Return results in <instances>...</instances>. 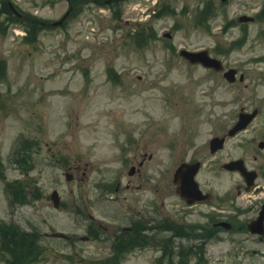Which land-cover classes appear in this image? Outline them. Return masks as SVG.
I'll use <instances>...</instances> for the list:
<instances>
[{"label":"rangeland","instance_id":"obj_1","mask_svg":"<svg viewBox=\"0 0 264 264\" xmlns=\"http://www.w3.org/2000/svg\"><path fill=\"white\" fill-rule=\"evenodd\" d=\"M12 1L25 15L31 13L44 20L57 21L66 11V3L62 0ZM126 1L122 4L125 13L121 20H115L111 15L93 14L98 32L90 36V40L85 39L88 30L76 32L78 22L82 24L80 29L84 27L81 22L83 14L69 21L66 29L54 27L38 32L37 40L31 43L26 41V36H17L12 30L15 27L25 32V27L18 28L6 16L2 17L4 26H9L5 34L0 33V59L6 60L3 62L5 79L0 80V159L5 175V179H0V222L16 223L26 230L60 231L76 237L85 234L83 227L76 226L73 205L80 204V188L77 190L75 183H68L61 166L56 165V158L69 155L71 151L66 149L67 153H59L60 157L47 153L55 140L69 138L71 132L75 136L88 137V145L92 149L89 153L87 150V160L97 164L99 169L92 175V181L104 179L112 183L122 176L123 184L132 181L137 188L141 179H131L126 173L129 168L117 163V159L123 161L125 158L123 153L115 155L120 150L115 141L124 124L135 122L138 133L149 141L154 138L160 140L164 136L178 137L189 127L198 126L201 136L195 143L205 152L204 146L213 135L214 127L217 132H227L229 125L237 121L242 107L247 111L257 108L259 115L248 130L232 139L226 150L219 154L223 160L242 156L248 165L256 166L254 156L260 152L258 143L264 141V18L261 16V19L248 24L240 23L238 19L243 15L256 16L264 0H228L227 3L220 0H157L159 14L140 26H151L158 39L152 38L144 48L136 46L132 40L139 22L133 20L137 19L132 13H127ZM128 20L131 24L126 22ZM117 32L123 36L117 37ZM166 33H170L172 38H165ZM181 48L193 51L209 49L212 55L245 73L249 86L229 85L221 75H211L202 67L187 64L179 56ZM108 69L117 71L119 83L109 81ZM110 90L117 93L116 102L107 99ZM122 109L128 112L121 113ZM209 119L215 121L214 127L207 126ZM74 120L79 124H74ZM107 136H110L113 150L106 145L109 141ZM102 137H106L104 144L101 143ZM36 140L40 141V158L43 159L38 165L34 156L38 144L26 143ZM22 141L26 147L30 146L31 158L33 156V168L23 171L13 160L15 149ZM77 144L80 146L77 151H81V141ZM64 146L62 143L60 148ZM71 146L75 147L69 145V149ZM151 148H154L153 144ZM160 149L171 158L164 156ZM156 154L145 170L152 181L145 190L134 191L136 199L141 202L130 204L131 194H128L127 201L121 195L120 202L112 199L94 206L93 215L114 227L126 224L124 208L130 205L146 209L151 214L155 231L151 232L148 248L121 256L117 264H181L177 251L182 246L174 233L178 230L177 222L180 223L181 217L189 213L179 212L177 198H167L161 182L164 165L167 162L169 167L176 165V159L161 147ZM37 173L42 193L49 194L59 189L64 198L70 200L63 211H56L51 203L40 207L32 203L11 208L12 196L5 182L33 183ZM228 183V188L233 187L237 183L236 178L230 177ZM143 201L146 208L142 206ZM188 219L196 221L198 218L191 214ZM168 220L175 231H159ZM71 244L67 240L43 236L40 244L42 259L36 264H101L112 252L111 247L104 243L99 244V249L92 242L77 243L75 240ZM238 244V248L228 243L213 246L203 255L202 261L205 264L264 263L256 242L241 238ZM2 255L0 264H7L8 256ZM189 264H198L196 258L192 257Z\"/></svg>","mask_w":264,"mask_h":264},{"label":"flooded vegetation","instance_id":"obj_2","mask_svg":"<svg viewBox=\"0 0 264 264\" xmlns=\"http://www.w3.org/2000/svg\"><path fill=\"white\" fill-rule=\"evenodd\" d=\"M124 1L125 0H105L106 6L109 8L114 7L116 10H121L122 2ZM2 3L3 0H0V4ZM65 3L66 11L58 19L59 21L62 17H65L62 24L57 26V28L61 29H66L68 22L78 17L80 14L79 11L85 7V5L90 4L87 7H90L91 9L105 6L103 0H66ZM25 18L28 19V17L24 16L23 20H25ZM51 25L53 27L55 26L54 23ZM191 66L201 67V65ZM226 67L229 68V65L226 64ZM208 71L211 75H221V73H217L212 69H209ZM163 73L164 72L161 73L162 76H164ZM77 119L79 120L78 115ZM206 123H208L207 126L209 127H214L216 125L215 121L210 119L206 121ZM229 126H231V128L233 127L232 124ZM145 130H149V128H145ZM77 131L78 130H76V132ZM216 132V128L214 127L213 134L215 135ZM220 133L225 132L220 130ZM122 135L123 138L121 139ZM198 136H201L200 127L191 126L178 137H176V135L169 136L170 138L164 136L162 138L158 137L160 140L154 138L149 141V139H145L142 133H138V128L135 122L124 124V127L120 129V136H117L115 141V144H117L120 149L115 155L123 153L125 158H123L124 162L117 159V163L120 162L126 166L125 168H129V171L126 173L131 179L139 177L142 182L136 188L132 185V181L123 184L122 176L113 184L104 180L98 185L97 191H99V195L101 196L96 199L95 194L93 193V185L96 180L92 181V175L99 169L97 168V164L91 163L87 160L88 153L90 149H92L88 145V137L82 138L75 136L73 132H71L69 138L60 137L58 140H55L54 145L48 147L49 154H55L56 157H60L59 153L64 155L68 150L71 151V154L69 155L56 158V165L59 167L61 166L62 173L69 180V183H75L77 190L80 188L79 195L82 199L80 200V209L78 211L79 222L76 226L83 227L86 231V236L82 237V239L87 242L104 241L100 243H104L112 249L117 247V252L121 247H127L129 250L134 248V251L148 248L150 244L149 235L153 221L151 214H149L146 209H137L135 206L133 208L131 205L129 208H124V216L127 219V222L125 225H115L116 227L104 225V219L101 221L96 219L93 216V210L95 205H99L100 203L103 204L105 203V200L108 202L109 199H115L116 202H120L121 195L123 200L127 201V198H129L128 194H131L130 204L141 202V200L136 199L134 191L145 190L147 184L152 181V177L149 176L145 170L148 163L155 159L157 155L156 152L159 150V147H161L167 150L168 153H171V156L177 161L175 162L177 164L171 167H169V162L165 165L161 162L164 165V169H162L160 175L162 176L161 182L164 186L166 197L175 196L178 201L177 206L179 212H187L189 213L188 216L196 214V218H198L196 221H192L188 219L187 214H185L183 218L181 217L179 223L181 226L178 227L181 231L178 233V239L184 252L200 256V251L203 250L206 255L213 246H221L228 243V245L237 247L239 246L238 240L244 238L256 242L260 246V255L264 258V234H254L248 229L264 211V141L260 140L258 143L260 152L259 155L254 156L256 166L252 167L247 164L246 159L242 156L238 158H228L227 160L219 158V154L226 150V147L233 137L226 138L223 148L214 152L212 151L211 140L212 137L214 138L216 136H211L207 143L205 142L206 145L204 147H206L207 151L202 152L195 143ZM225 136L226 135H222L220 137L224 138ZM105 138L106 137L101 138L102 144H104L103 140ZM107 138L109 141H106V145L109 149L113 150L114 146L112 141H110V136H107ZM80 141L82 144L81 151H77L80 150V146L77 144ZM91 142L94 144L97 143L95 140H91ZM150 142L154 145V148H151L152 144H149ZM62 143H65V146L60 148ZM69 145H75V147L73 148L71 146L69 149ZM189 151L191 152L189 153ZM165 153L166 152L163 151L164 156L171 158L170 155H165ZM179 155H181L180 159H178ZM36 157L38 159V165V163L43 160L40 158V150L35 154V159ZM241 158L243 159L247 171L255 172L256 179L254 181L248 180L246 182V179L239 172H232L226 169V165L229 162ZM259 159H261L260 162L258 161ZM185 163H199L194 180L201 192L198 195L199 198L201 197V200H197L191 205L186 199V197L191 198L189 194L187 195L184 192L183 194L180 192V195L177 194L178 187L182 185L184 180L180 178L178 180L179 184L177 185H175L174 181L175 173L180 166ZM36 176L35 182L39 183H35L33 186L29 187L31 188V193L28 198L29 200L32 199L35 201V204L37 203L36 206H44L46 203L48 205L51 203V194L42 193L43 190L41 189L40 175L37 173ZM232 176L236 178L237 183L233 187L228 188V181ZM253 185H255L254 190L248 191V186L252 187ZM54 191L59 192L60 208L63 209V207L69 204L70 200L64 198L61 190L54 189L53 192ZM130 191H132V193H130ZM90 192L92 193L89 196ZM110 192L112 193V196L108 195ZM73 193V190H71V194ZM103 193L105 194L102 195ZM90 200H93L94 202ZM144 201H146V199ZM73 205L78 208L76 203H73ZM142 206L146 208V203L144 202ZM12 207H14V203L12 204ZM186 208L189 209V211H186ZM222 222L229 223L231 228L227 229L226 227L221 226L220 223ZM230 234L240 237H235ZM42 235L49 236L46 232H42ZM66 240L73 242V237H68ZM253 252L258 254L257 250H253ZM220 253L224 252L220 251Z\"/></svg>","mask_w":264,"mask_h":264},{"label":"trees","instance_id":"obj_3","mask_svg":"<svg viewBox=\"0 0 264 264\" xmlns=\"http://www.w3.org/2000/svg\"><path fill=\"white\" fill-rule=\"evenodd\" d=\"M120 17L121 14L116 15ZM38 20L34 18H29L28 24L36 28ZM2 29V28H1ZM3 30V29H2ZM149 30L142 28L139 33L142 39H148ZM147 33V34H146ZM33 33H30L29 39H34ZM20 160H18L19 162ZM22 188L18 192H23ZM24 200V198H22ZM0 238L2 239V249L11 252L13 255L17 252L21 258H24L23 262L32 257L30 260H34L33 254H38V246L36 245V236L32 233H27L21 230L19 227H14L13 225L0 224ZM36 256V255H35ZM14 263V261H13Z\"/></svg>","mask_w":264,"mask_h":264},{"label":"water","instance_id":"obj_4","mask_svg":"<svg viewBox=\"0 0 264 264\" xmlns=\"http://www.w3.org/2000/svg\"><path fill=\"white\" fill-rule=\"evenodd\" d=\"M223 1H226V0H223ZM244 19H246L247 21L248 20H252L251 18H244ZM182 55L185 57V58H187L191 63H202L203 65H205V66H207V67H214L215 69H220L221 67V63L218 61V60H215V59H211L210 57H209V55H208V53L207 52H198V53H193V52H189V51H187V50H184L183 52H182ZM233 75H234V71H232V72H229V73H227L226 74V78L228 79V80H230V81H233L234 80V77H233ZM256 114H257V112H254L253 114H242L241 116H240V122L237 124V126L230 132V135H235L239 130H242V129H244L245 127H247L249 124H250V122L255 118V116H256ZM217 141H219L218 139H215V140H213V144L215 143V142H217ZM222 142V141H221ZM233 165H235L236 166V168L235 169H240V170H242L243 171V168H242V166H241V164H240V162H238V161H236V162H233L232 163ZM232 165V166H233ZM257 223V222H256ZM255 223V225H257ZM258 223H259V227H258V229L257 230H255V229H252V230H254V232H261L262 230H263V216H261L260 218H259V221H258ZM55 236H62V234H60V233H57V234H55Z\"/></svg>","mask_w":264,"mask_h":264}]
</instances>
